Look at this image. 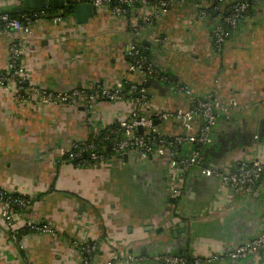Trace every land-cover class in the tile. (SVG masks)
<instances>
[{"label": "crops", "instance_id": "crops-1", "mask_svg": "<svg viewBox=\"0 0 264 264\" xmlns=\"http://www.w3.org/2000/svg\"><path fill=\"white\" fill-rule=\"evenodd\" d=\"M23 2L0 0V13H28L17 11ZM250 4L218 53L211 46L218 18L197 21L189 2L173 4L141 27L139 37L108 8L95 9L84 24L72 13L56 23L36 16L26 22L28 34L0 28V71L10 60L9 43L18 42L23 46L18 63L29 86L65 91L112 87L119 80L140 83L141 76L128 71L124 53L130 45L148 44L143 56L168 81L145 84L151 112L189 108L192 98L178 92L176 83L194 97L210 96L228 106L199 152V167L177 177L168 158L157 155L141 161L128 153L125 160L110 157L103 165L86 167L60 157V148L84 141L89 132L127 114L129 98L99 100L89 112L83 105L24 104L14 99L12 87H0V188L33 197L17 225L46 220L57 231L12 240L0 225V264H76L79 255L72 242L85 237L97 245L92 264H152V254L178 250H186L182 256L189 264L211 256L220 261L205 264H264L263 254L244 260L224 256L264 228V170L247 196H234L201 173L204 166L231 172L255 160L264 168V3ZM156 37L165 45L149 42ZM156 128L174 136L182 124L167 120ZM174 149L183 157L191 146L166 148ZM175 187L179 196L174 198ZM126 255L133 261L125 263Z\"/></svg>", "mask_w": 264, "mask_h": 264}, {"label": "built area", "instance_id": "built-area-1", "mask_svg": "<svg viewBox=\"0 0 264 264\" xmlns=\"http://www.w3.org/2000/svg\"><path fill=\"white\" fill-rule=\"evenodd\" d=\"M85 1L89 2L96 10L108 8L112 17L123 19L128 22V25L131 24L130 31L134 37L142 36L141 27L151 24L155 19L165 14L175 3H192L197 21L207 18L206 9L211 6V2L216 3L212 11L216 12L215 14H217L216 17L219 21L215 24L211 33V46L215 53L223 49L237 30L238 25L247 16L250 9L249 4L251 2L264 3V0H154L153 3H150L149 0H118L115 5L110 6L112 0ZM137 4L139 8H135ZM127 8L130 13H134V16H127ZM61 17H53V22H60ZM27 24L0 14L1 29L28 34L30 30ZM149 42L154 45H165V40L157 37L149 38ZM22 48L23 46L18 44V42L9 43L10 60L6 70L0 71V87L5 90H9L12 87V95L15 100L33 105L37 103L50 106L63 104L83 105L87 111L91 112L94 104L99 100L118 101L123 98H129L131 109L115 123L121 133L118 134L115 131H111L113 134L116 133L117 137L119 136V139L112 143V150L115 156L136 153L141 161H145L153 155L162 158L167 157L169 166L174 170L173 172L177 177L182 176L183 173L192 167H199L200 148L207 144L211 131L219 117L228 111L225 101L210 96L194 97L187 86L176 83L175 89L178 92L192 98L193 101L189 108L186 110L174 109L171 111L151 112L148 106L147 93L142 83L148 80L165 83L167 76L158 72L151 65L144 67L142 60H135L133 63H129L128 67L130 73L141 76L143 80L140 83L119 80L112 87L96 86L91 89L74 87L65 91L49 90L37 85L29 86L26 71L18 63ZM138 53L135 46L130 45L125 51L124 57L132 59ZM126 85L127 89L124 90ZM167 120L180 122L182 131L174 136H166L160 133L154 122ZM103 128L94 130L92 133L89 132L87 139L92 135L98 136ZM138 129L141 130L140 133ZM87 139L82 142H73L65 149L60 148V157L69 161L77 159V164L83 167L105 164L107 158L103 154L95 152L93 150L94 143L90 140L86 141ZM256 139L257 137L255 136L254 140ZM167 140H171L175 147L189 145L191 149L188 154L179 157L175 149L166 150L169 146L167 145ZM253 148L255 147L252 146ZM263 170L262 164L255 160L251 163H241L231 172H222L219 169L207 167L202 169L201 173L204 176L217 179L232 195L247 196L252 191L254 183L258 181ZM178 187L172 190L174 198L179 196ZM32 201V196H25L15 191L0 188V225L6 228L12 240H17L20 236L18 232L24 229L29 230L28 234L55 236L57 232L55 226L50 224V222H46V220L26 219L22 223L20 221L17 225V220L30 211ZM72 244L79 255L76 264H92V256L97 250L96 243L85 237L83 240H74ZM258 254L264 255V228L251 238L235 244L224 253V256L228 260H244ZM150 259L154 264L190 263L185 256L165 253L151 255ZM217 259H219L217 256L195 259L193 264L220 261ZM131 261H133L131 255H126L124 262Z\"/></svg>", "mask_w": 264, "mask_h": 264}, {"label": "trees", "instance_id": "trees-1", "mask_svg": "<svg viewBox=\"0 0 264 264\" xmlns=\"http://www.w3.org/2000/svg\"><path fill=\"white\" fill-rule=\"evenodd\" d=\"M85 0H75V1H70V3L68 5H66L63 9H51L49 11H32V12H28V13H9V12H1L0 14L2 15H7L11 18H15L17 20H19L22 23L25 22H29L31 21L32 18H35L36 16H40L43 18H47V19H51L53 17H55L56 15L58 16H69L73 13V7L72 5L74 4H78L80 2H83ZM118 0H112V2L110 3V6H113L116 4ZM211 1V0H210ZM213 1V0H212ZM150 3H153L154 0H149ZM216 5V3H212L211 2V6L209 8L206 9V13L207 16L209 18H212L214 16H217V14H215L212 9L213 7ZM251 6V4H249ZM135 8H139V5L137 4ZM127 16H134V13H130V11L127 8ZM136 47V46H135ZM138 51V50H137ZM139 52V51H138ZM133 59V60H132ZM130 58L127 59V61L131 64L133 63L135 60H139L141 62H143V66L147 67V65H151V62L148 60L147 56H143L142 53H138L134 58ZM152 66V65H151ZM168 81H166L165 83H167ZM142 86L146 89L145 83H142ZM127 89V85L124 87V90ZM134 98V97H133ZM111 131H115L116 133L120 134L121 132L119 131L118 125L117 124H112L110 126L104 127L103 130L100 131L98 136H90L86 141L90 140L94 143V151L99 153V154H103L107 159H109L112 156H115L113 150H112V143L113 141H116L117 139H119V136L117 137V135L111 133ZM167 145L175 147L174 144L172 143L171 140H167ZM203 148V147H202ZM200 148V151L201 149ZM83 157V156H82ZM85 157V155H84ZM69 161V160H68ZM69 162L73 163V164H77L78 160L74 159V160H70ZM29 230L28 229H24L18 232V234L20 236H22L23 234H28ZM186 257V256H185ZM187 260H189L188 257H186Z\"/></svg>", "mask_w": 264, "mask_h": 264}, {"label": "water", "instance_id": "water-1", "mask_svg": "<svg viewBox=\"0 0 264 264\" xmlns=\"http://www.w3.org/2000/svg\"><path fill=\"white\" fill-rule=\"evenodd\" d=\"M69 3H70V0H24V2H23L24 6L18 8L17 11L18 12H29V11H36V10L49 11L51 9H63ZM72 7H73V13H74L76 20L79 24H81V23L84 24L87 21V18L91 17L92 15H94L96 13L95 8L87 1L81 2L78 4H74V5H72ZM136 49L140 50L143 55H147L149 45L144 44L143 47H137ZM145 84L146 85L150 84V81H147ZM154 125H158V122L157 121L154 122ZM138 132L140 133L141 130L138 129ZM136 155H138V154H136ZM126 156H127V154L116 155L115 158L125 160ZM204 167L207 168L206 166H204ZM167 213L169 214V212H167ZM183 253H186V250H178V252H176V253L172 251L169 254L182 255ZM152 255H154V254H152ZM190 258H192V257H190ZM152 264H154V263H152Z\"/></svg>", "mask_w": 264, "mask_h": 264}]
</instances>
